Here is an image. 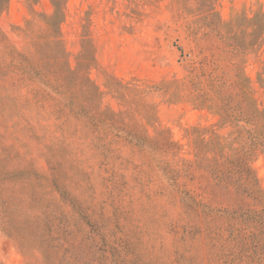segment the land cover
I'll list each match as a JSON object with an SVG mask.
<instances>
[{"label": "rangeland", "instance_id": "374dc122", "mask_svg": "<svg viewBox=\"0 0 264 264\" xmlns=\"http://www.w3.org/2000/svg\"><path fill=\"white\" fill-rule=\"evenodd\" d=\"M260 13L264 22V0H0V264H264V154L249 161L252 194L199 160L189 137L206 129V141L220 137L235 157L237 129L219 106L236 113L252 98L264 109V25L246 47ZM54 37L64 54L56 70L33 56ZM18 54L38 68L35 87L50 71L79 100V82L89 79L104 93L97 102L116 112L111 79L157 86L143 131L180 150L100 155L74 121L16 106L15 96L32 99L12 88L20 77L6 65ZM188 197L202 204L198 213ZM205 210L250 212L253 227L226 233L214 249L203 236Z\"/></svg>", "mask_w": 264, "mask_h": 264}, {"label": "trees", "instance_id": "16d2710c", "mask_svg": "<svg viewBox=\"0 0 264 264\" xmlns=\"http://www.w3.org/2000/svg\"><path fill=\"white\" fill-rule=\"evenodd\" d=\"M59 15L60 11L55 4V13L49 17L47 24L53 27L54 20L57 21ZM261 19H263V15L260 13L255 17V21H252V33L249 34L251 39L246 46L250 50L255 46L256 38L264 25ZM41 46L48 48L49 53L47 55H44ZM60 46V40L54 37L42 45L36 44L33 56L39 57V60L46 61V63H52V70L59 69L60 63L64 60ZM6 66L16 70V75L20 77L18 82H14L12 86L15 95H20L21 89L27 88L32 96L31 100L26 99L23 102L15 96L13 101L16 106H20L21 103L30 105L38 112L49 113L51 116L60 115V119L61 117L66 118V123L74 121V125L81 135L90 140L92 148L98 151L100 155H110L115 147L118 149L128 148L133 154H144L147 151H157L158 149L167 153L180 150L181 146L170 141L166 136H163L161 140H153L143 131L142 120L151 124L155 116L156 106L152 99L159 92L157 86L146 85L141 87L111 79L107 89L108 94L119 102L120 109L116 112L109 107L102 108L101 103L97 102V100L103 99L104 93L89 79H86L82 84L79 82V92L83 97L77 100L74 91L64 81L55 80V78L50 79V77H55L50 71H44L45 75L39 78L44 88L35 87L36 78L33 76L37 73L38 68L28 57L21 54L13 56L11 63ZM65 72H71L76 82L80 79L71 70ZM248 82L249 79H242L241 90L245 91ZM259 83L264 87L262 75H259ZM83 98L91 104L90 111L82 103ZM43 103H50L49 108L52 111H48V107L46 109ZM245 103L246 109H241L236 113L230 111L229 108L219 106L222 122L235 125L237 129L238 135L237 138L233 139V142L238 144L240 148L233 150L235 157H228L224 154L222 150L225 147L220 137L214 139L213 144L206 141L203 136L206 129L193 128L189 132V137L199 160L214 162V166H209L211 169L216 168L219 173L226 175V179L229 178L237 182L241 188L248 189L252 194H257L259 192L257 189L258 180L249 166V161L255 157L257 152L264 154V109L260 110L252 98H246ZM209 154L214 155L213 159L208 157ZM223 179L220 176V180ZM187 201L191 204L193 213H198L199 208H202V204L192 197H188ZM203 208L207 209L205 206ZM204 213L207 215L203 232L204 240L214 249L228 242L226 233L235 234L236 231H243V228L253 227L251 225L253 217L250 212L205 210Z\"/></svg>", "mask_w": 264, "mask_h": 264}]
</instances>
